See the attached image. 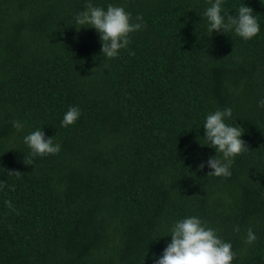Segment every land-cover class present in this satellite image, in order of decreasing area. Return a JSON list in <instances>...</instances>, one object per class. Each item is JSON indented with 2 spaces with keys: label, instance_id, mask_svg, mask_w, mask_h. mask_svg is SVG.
Listing matches in <instances>:
<instances>
[{
  "label": "trees",
  "instance_id": "obj_1",
  "mask_svg": "<svg viewBox=\"0 0 264 264\" xmlns=\"http://www.w3.org/2000/svg\"><path fill=\"white\" fill-rule=\"evenodd\" d=\"M0 264H264V0H0Z\"/></svg>",
  "mask_w": 264,
  "mask_h": 264
}]
</instances>
